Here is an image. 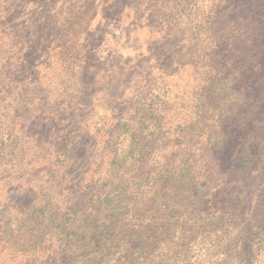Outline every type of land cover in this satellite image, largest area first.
I'll return each instance as SVG.
<instances>
[{
	"label": "trees",
	"instance_id": "1",
	"mask_svg": "<svg viewBox=\"0 0 264 264\" xmlns=\"http://www.w3.org/2000/svg\"><path fill=\"white\" fill-rule=\"evenodd\" d=\"M238 1L208 0L205 12L197 7L192 31L202 46L194 44L193 61L180 64L190 67L192 82L173 98L145 99L146 109H135L138 132L105 140L110 171L95 187L93 213L82 214V225L73 226L80 206L62 210L46 195L27 212L2 218L0 245L12 258L31 259L61 237L69 241L67 256L74 251L83 264H264V203L246 191L242 177L224 178L219 158L238 134L243 175H264L263 23L257 0L252 13ZM17 45L0 25V73L9 82L25 65ZM4 110L2 103L0 168L16 174L42 149L23 142ZM69 144L60 151L65 162L77 157L76 140Z\"/></svg>",
	"mask_w": 264,
	"mask_h": 264
},
{
	"label": "rangeland",
	"instance_id": "2",
	"mask_svg": "<svg viewBox=\"0 0 264 264\" xmlns=\"http://www.w3.org/2000/svg\"><path fill=\"white\" fill-rule=\"evenodd\" d=\"M141 1L138 7L134 0H11L6 6L0 1L1 28L21 47L25 64L13 72V82L0 73V104L23 142L43 152L36 151L19 173L0 168V226L42 195L62 210L80 206L73 226L82 225V214L93 213L88 205L95 187L110 171L105 140L137 133L135 109H146L145 99L173 98L192 82L190 67L182 70L180 64L191 63V48L202 43L192 31L193 19L208 0ZM238 2L251 13L257 7L251 0ZM257 4L264 43V0ZM32 42L36 50L27 49ZM259 107L263 112L264 102ZM238 137L219 156L224 178L230 172L237 181L242 177L246 191L263 204L264 175H243ZM72 139L77 157L65 162L60 151ZM57 153L62 161H56ZM100 232L105 235L107 228ZM68 244L53 237L31 259L12 258L0 245V264H83L78 253L67 256Z\"/></svg>",
	"mask_w": 264,
	"mask_h": 264
}]
</instances>
